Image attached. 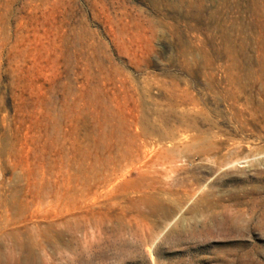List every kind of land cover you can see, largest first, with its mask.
<instances>
[{
    "label": "rangeland",
    "instance_id": "1",
    "mask_svg": "<svg viewBox=\"0 0 264 264\" xmlns=\"http://www.w3.org/2000/svg\"><path fill=\"white\" fill-rule=\"evenodd\" d=\"M0 264H264V0H0Z\"/></svg>",
    "mask_w": 264,
    "mask_h": 264
}]
</instances>
